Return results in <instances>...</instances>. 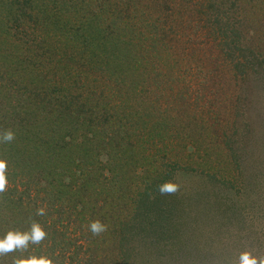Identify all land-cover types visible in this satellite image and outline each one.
<instances>
[{
  "label": "trees",
  "instance_id": "trees-1",
  "mask_svg": "<svg viewBox=\"0 0 264 264\" xmlns=\"http://www.w3.org/2000/svg\"><path fill=\"white\" fill-rule=\"evenodd\" d=\"M254 1L0 0V133L15 137L0 143V235L33 222L46 233L0 264H131L170 225L162 183L238 169L239 146L264 134Z\"/></svg>",
  "mask_w": 264,
  "mask_h": 264
},
{
  "label": "rangeland",
  "instance_id": "rangeland-1",
  "mask_svg": "<svg viewBox=\"0 0 264 264\" xmlns=\"http://www.w3.org/2000/svg\"><path fill=\"white\" fill-rule=\"evenodd\" d=\"M254 2L264 11V0ZM177 30L173 26V32ZM181 30L184 35L190 32L189 27ZM177 37L172 40L176 50L181 48ZM263 66L255 68L251 84L256 98L264 94ZM262 101H255L254 107L260 108ZM260 140L252 143L253 149L244 143L239 146L243 151L235 153V162L240 166L230 167L228 178L212 179L199 171L175 174L170 181L177 191L163 194L170 206V225L163 231L153 228V239L146 247H135L131 264H235L243 251L264 257V146L260 145L264 134Z\"/></svg>",
  "mask_w": 264,
  "mask_h": 264
},
{
  "label": "clouds",
  "instance_id": "clouds-1",
  "mask_svg": "<svg viewBox=\"0 0 264 264\" xmlns=\"http://www.w3.org/2000/svg\"><path fill=\"white\" fill-rule=\"evenodd\" d=\"M14 138V133L11 130H5L0 133V143L11 142ZM6 167V162L0 159V192L4 191L7 184ZM177 187L171 181H165L159 186L158 190L161 194L173 193L177 191ZM44 214L43 209L37 211V215L43 216ZM88 228L93 235H99L107 230L106 225L98 220L90 222ZM45 237V231L36 222H33L27 231L9 230L0 235V256L27 249L29 244H39ZM13 264H53V262L47 256L31 255L14 258ZM235 264H264V257L258 259L248 251H243L239 254Z\"/></svg>",
  "mask_w": 264,
  "mask_h": 264
}]
</instances>
